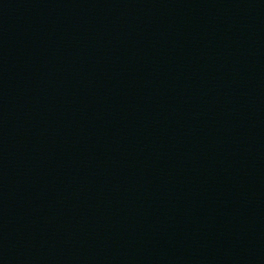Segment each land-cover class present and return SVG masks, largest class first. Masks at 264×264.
Returning <instances> with one entry per match:
<instances>
[{
	"label": "water",
	"instance_id": "water-1",
	"mask_svg": "<svg viewBox=\"0 0 264 264\" xmlns=\"http://www.w3.org/2000/svg\"><path fill=\"white\" fill-rule=\"evenodd\" d=\"M0 264H264V0H0Z\"/></svg>",
	"mask_w": 264,
	"mask_h": 264
}]
</instances>
